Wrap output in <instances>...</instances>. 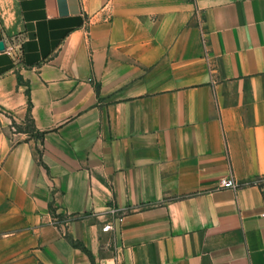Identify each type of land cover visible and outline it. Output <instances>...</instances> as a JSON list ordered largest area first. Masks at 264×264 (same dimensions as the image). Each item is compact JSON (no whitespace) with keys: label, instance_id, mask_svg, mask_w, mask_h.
Returning a JSON list of instances; mask_svg holds the SVG:
<instances>
[{"label":"crops","instance_id":"1","mask_svg":"<svg viewBox=\"0 0 264 264\" xmlns=\"http://www.w3.org/2000/svg\"><path fill=\"white\" fill-rule=\"evenodd\" d=\"M0 41V264H264V0H0Z\"/></svg>","mask_w":264,"mask_h":264},{"label":"rangeland","instance_id":"2","mask_svg":"<svg viewBox=\"0 0 264 264\" xmlns=\"http://www.w3.org/2000/svg\"><path fill=\"white\" fill-rule=\"evenodd\" d=\"M10 119V131L15 132H25V133H33L32 127L30 124V120L27 114L20 115V114H11L8 116ZM264 184V181H263Z\"/></svg>","mask_w":264,"mask_h":264},{"label":"built area","instance_id":"3","mask_svg":"<svg viewBox=\"0 0 264 264\" xmlns=\"http://www.w3.org/2000/svg\"><path fill=\"white\" fill-rule=\"evenodd\" d=\"M221 188H223V189H235V184L233 183V181L231 179L222 180L221 181ZM116 212H117V210L115 208H110L109 209V213L112 214V216H115ZM54 220L57 221L58 219L54 218ZM116 220L119 221V222L122 221L121 218H117ZM112 224L113 223H111V222H107L103 226L102 230L103 231L111 230L112 229Z\"/></svg>","mask_w":264,"mask_h":264},{"label":"trees","instance_id":"4","mask_svg":"<svg viewBox=\"0 0 264 264\" xmlns=\"http://www.w3.org/2000/svg\"><path fill=\"white\" fill-rule=\"evenodd\" d=\"M49 211H50L51 215L53 216V218H55V219L61 218L60 216L55 215V211L51 207H49Z\"/></svg>","mask_w":264,"mask_h":264},{"label":"water","instance_id":"5","mask_svg":"<svg viewBox=\"0 0 264 264\" xmlns=\"http://www.w3.org/2000/svg\"><path fill=\"white\" fill-rule=\"evenodd\" d=\"M4 49V44L0 41V51H3Z\"/></svg>","mask_w":264,"mask_h":264}]
</instances>
